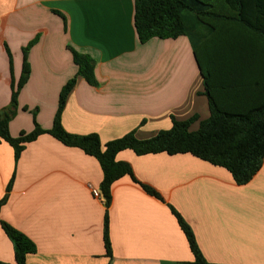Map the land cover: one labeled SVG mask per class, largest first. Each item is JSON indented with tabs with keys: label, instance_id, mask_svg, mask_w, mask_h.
<instances>
[{
	"label": "crops",
	"instance_id": "1",
	"mask_svg": "<svg viewBox=\"0 0 264 264\" xmlns=\"http://www.w3.org/2000/svg\"><path fill=\"white\" fill-rule=\"evenodd\" d=\"M134 1L0 0V110L10 107L13 80L21 78L23 48L38 38L29 52L31 76L10 124L12 137L34 131L33 111L43 129L53 127L61 89L77 72L68 46L94 59L98 84L78 78L63 126L74 135L96 133L102 145L132 131L150 139L170 130L172 119L196 117L191 125L196 132L211 117L200 63L221 107L243 111L263 97L264 38L251 28L211 20L198 61L186 36L141 44ZM13 152L0 144V199L16 174L1 218L36 245L27 264H195L169 206L189 224L207 262L264 264V165L239 186L227 169L192 155L141 157L126 150L118 162L129 163L139 182L157 190L164 203L126 176L113 183L106 209L103 197L92 192L100 191L104 178L96 158L49 134L28 143L17 163ZM106 211L112 259L104 248ZM0 261L17 264L1 225Z\"/></svg>",
	"mask_w": 264,
	"mask_h": 264
},
{
	"label": "trees",
	"instance_id": "2",
	"mask_svg": "<svg viewBox=\"0 0 264 264\" xmlns=\"http://www.w3.org/2000/svg\"><path fill=\"white\" fill-rule=\"evenodd\" d=\"M134 7V27L141 44H147L153 39L175 40L186 36L193 45L198 61V45L211 33V20L213 19L236 20L264 38V0H135ZM224 9L229 10L231 15L225 13ZM55 12L62 16L58 11ZM37 41L38 38L33 39L23 48L21 78L17 83L13 80L10 107L0 110V144L6 142L14 149L15 163L26 150L27 144L36 141L43 134L51 135L67 147L82 150L87 155L96 158L103 171L104 178L100 184V192L106 209L112 202L113 183L126 176L131 177L133 182L139 184L148 195L164 203V199L157 190L139 182L129 163L118 162L117 155L126 150H132L141 157L159 153L170 156L192 155L213 166L227 169L239 186L246 185L253 180L264 165V95L257 104L249 106L247 110L233 111L221 107L214 97L209 76L201 63L200 69L205 84L204 95L209 102L211 117L202 121L196 132L191 131V125L196 121V117L188 121L172 119L170 130H162L147 140L138 139L136 131H132L105 145H102L96 133L80 136L68 132L63 126L62 115L68 96L76 87L78 78H84L91 85L98 84L94 75V59L78 53L70 46L68 49L73 56L77 72L61 89L53 127L43 129L37 122V111H33L34 131L21 132L18 137H12L10 124L17 114L20 92L31 76L29 52ZM7 51L10 57L11 74H13V58L9 49ZM15 175V173L12 175L8 183L5 196L0 199V225L11 240L16 263L27 264L28 256L37 253L36 245L23 232L1 218V209L8 202ZM169 208L189 243L195 264H211L203 256L189 224L172 206ZM109 224V213L106 211L103 224L104 248L106 256L112 259L113 246ZM0 264L8 263L0 261Z\"/></svg>",
	"mask_w": 264,
	"mask_h": 264
},
{
	"label": "built area",
	"instance_id": "3",
	"mask_svg": "<svg viewBox=\"0 0 264 264\" xmlns=\"http://www.w3.org/2000/svg\"><path fill=\"white\" fill-rule=\"evenodd\" d=\"M93 192V195L95 198H102V195H101V192L100 191H97V190H92Z\"/></svg>",
	"mask_w": 264,
	"mask_h": 264
}]
</instances>
